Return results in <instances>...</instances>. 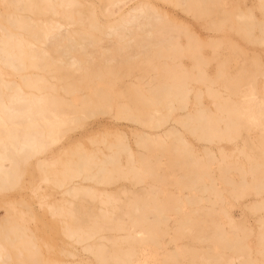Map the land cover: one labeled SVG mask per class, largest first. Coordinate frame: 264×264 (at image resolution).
Here are the masks:
<instances>
[{
	"label": "bare ground",
	"instance_id": "1",
	"mask_svg": "<svg viewBox=\"0 0 264 264\" xmlns=\"http://www.w3.org/2000/svg\"><path fill=\"white\" fill-rule=\"evenodd\" d=\"M0 210V264H264V0H0Z\"/></svg>",
	"mask_w": 264,
	"mask_h": 264
},
{
	"label": "rangeland",
	"instance_id": "2",
	"mask_svg": "<svg viewBox=\"0 0 264 264\" xmlns=\"http://www.w3.org/2000/svg\"><path fill=\"white\" fill-rule=\"evenodd\" d=\"M164 4H166V5H164ZM162 9H164V10H168L171 14H173V15H176L179 19H186V16H184V14H182V12L179 10V9H177V8H174L172 5H170V4H168L167 5V3H162V2H160L159 4H158ZM166 6H167V8H166ZM170 9H171V11H170ZM174 11V12H173ZM177 14H176V13ZM106 45H107V42L105 43ZM116 125V122L114 121V123H112V126H115ZM125 129H126V127H125ZM72 137V136H71ZM69 138V140H71V144H74L75 142V140L77 139V137H72V138ZM74 142V143H73ZM37 173V170H36V168L34 167V166H31L30 167V171H29V173H28V176L30 177V179H32V178H34L35 179V177H36V174ZM51 191V189L48 187V186H45L42 190H41V192H50ZM22 195L23 196H25V197H27V199H28V201L31 203V205H32V208H33V210H36V213H37V216L39 217V219L42 221V224L45 226V227H48L49 228V222H50V220L47 218L48 216L46 215V212L43 210V209H41V210H37V209H35V207H37V205H36V200H37V198H36V194L35 193H33L32 191H30V190H24L23 192H22ZM242 209H243V206H238V205H235L231 210H232V212L235 214V216L237 217V218H241L242 216H243V214H242ZM1 214H2V210H0V216H1ZM66 240V239H65ZM55 243H58V241L57 242H55ZM81 246H79V245H77V254L78 255H82L83 257H86V256H88V254L87 253H84V251H82V250H79V248H80ZM76 257H78V256H76ZM70 259H75V257L74 258H72V257H70Z\"/></svg>",
	"mask_w": 264,
	"mask_h": 264
}]
</instances>
